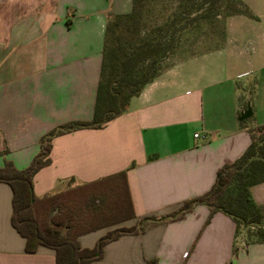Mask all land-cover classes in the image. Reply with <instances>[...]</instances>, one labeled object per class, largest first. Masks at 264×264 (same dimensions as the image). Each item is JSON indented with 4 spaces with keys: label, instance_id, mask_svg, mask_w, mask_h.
Returning a JSON list of instances; mask_svg holds the SVG:
<instances>
[{
    "label": "crops",
    "instance_id": "obj_1",
    "mask_svg": "<svg viewBox=\"0 0 264 264\" xmlns=\"http://www.w3.org/2000/svg\"><path fill=\"white\" fill-rule=\"evenodd\" d=\"M130 9L131 0H0V167L9 161L26 168L43 136L92 118L106 23ZM229 38L227 32L222 46ZM198 57L162 72L104 127L54 137L50 165L33 178L34 195L123 172L134 217L118 226L131 227L166 218L206 193L217 171L244 153L248 129L263 125L264 113L253 105L250 118L239 121L247 96L236 76L221 58ZM250 191L264 215V182ZM11 217L12 190L0 182V264H55L49 248L25 252ZM109 229L81 235L80 246L92 248ZM90 264H264V243H247L228 216L196 205L109 242Z\"/></svg>",
    "mask_w": 264,
    "mask_h": 264
},
{
    "label": "trees",
    "instance_id": "obj_2",
    "mask_svg": "<svg viewBox=\"0 0 264 264\" xmlns=\"http://www.w3.org/2000/svg\"><path fill=\"white\" fill-rule=\"evenodd\" d=\"M133 1V0H132ZM222 0H187V14L204 17ZM241 0H232L226 17L244 14L238 6ZM209 6V7H208ZM135 10V9H134ZM138 14L110 15L104 33L100 76L96 89L92 118L89 121H70L43 136L39 151L24 169H16L6 161L0 167V182L12 190V217L14 229L25 239V252L33 254L38 247L55 253V264H90L102 258L104 247L123 235L143 232L149 226L178 219L196 205H205L210 214L221 212L242 229L247 243H264V215L255 204L251 188L264 182V124L248 129L250 144L233 163L221 167L212 187L204 194L183 202L166 218L149 217L131 227L118 226L132 219L133 210L125 173L106 177L90 184L68 187L54 194L38 198L33 192V178L50 165L51 141L54 137L80 129H100L122 115L133 97L152 83L162 69L164 58L173 51L174 42L168 39L170 28L176 24L169 19L140 35L136 25ZM184 25L182 29H185ZM121 180L127 202L126 216L115 222L89 225L81 219L80 203L71 196L84 187ZM112 228V229H109ZM109 229L92 248H82L78 238L89 232Z\"/></svg>",
    "mask_w": 264,
    "mask_h": 264
},
{
    "label": "rangeland",
    "instance_id": "obj_3",
    "mask_svg": "<svg viewBox=\"0 0 264 264\" xmlns=\"http://www.w3.org/2000/svg\"><path fill=\"white\" fill-rule=\"evenodd\" d=\"M230 3L232 0H222L217 7L207 10L206 16L192 18L194 15L189 16L186 12L187 0H131V9L121 15L132 11L138 14L140 24L136 29L140 35L175 19L176 24L167 36L174 42V49L164 58L160 74L178 61L187 62L194 55L198 58L202 54L211 59L219 57L225 63L226 72L236 76L234 84L244 97L247 96L246 104L251 109L254 105L264 113V0H241L238 8L244 14L234 15L228 26L229 19L234 17L225 16L231 9L227 6ZM184 25L186 28L182 29ZM227 32L229 42L222 46ZM217 49L221 50V56H217ZM256 85L260 86L261 95L258 104L253 98ZM71 196L80 203L82 210L86 209L81 213V219L91 226L115 222L126 216L125 191L119 179L84 187Z\"/></svg>",
    "mask_w": 264,
    "mask_h": 264
},
{
    "label": "water",
    "instance_id": "obj_4",
    "mask_svg": "<svg viewBox=\"0 0 264 264\" xmlns=\"http://www.w3.org/2000/svg\"><path fill=\"white\" fill-rule=\"evenodd\" d=\"M251 114H252V110L249 104H247V108L239 116V121L247 120L248 118H250Z\"/></svg>",
    "mask_w": 264,
    "mask_h": 264
},
{
    "label": "built area",
    "instance_id": "obj_5",
    "mask_svg": "<svg viewBox=\"0 0 264 264\" xmlns=\"http://www.w3.org/2000/svg\"><path fill=\"white\" fill-rule=\"evenodd\" d=\"M194 137H198V134H195Z\"/></svg>",
    "mask_w": 264,
    "mask_h": 264
}]
</instances>
